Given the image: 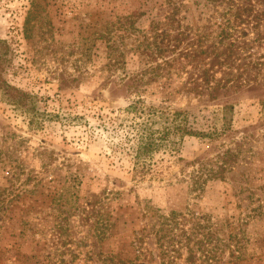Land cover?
<instances>
[{"label":"rangeland","instance_id":"374dc122","mask_svg":"<svg viewBox=\"0 0 264 264\" xmlns=\"http://www.w3.org/2000/svg\"><path fill=\"white\" fill-rule=\"evenodd\" d=\"M0 39V264H264V0H0ZM138 99L207 133L142 179L86 115Z\"/></svg>","mask_w":264,"mask_h":264},{"label":"trees","instance_id":"16d2710c","mask_svg":"<svg viewBox=\"0 0 264 264\" xmlns=\"http://www.w3.org/2000/svg\"><path fill=\"white\" fill-rule=\"evenodd\" d=\"M8 46L0 39V92L7 102L29 115L28 124H34L35 104L31 95L10 84L5 79ZM86 114L95 122H118V128L126 131L125 150L132 157L131 174L142 179L151 172L153 156L159 152L174 154L180 158L183 142L191 137H204L207 133L193 126L196 115L191 110L173 109L169 105L156 107L142 100L132 101L116 111H103V107L89 110ZM59 117L58 114L54 115ZM84 123L88 120L84 116ZM72 120V118H66ZM113 126V125H112ZM115 128V126L113 127ZM115 153V150H113Z\"/></svg>","mask_w":264,"mask_h":264}]
</instances>
